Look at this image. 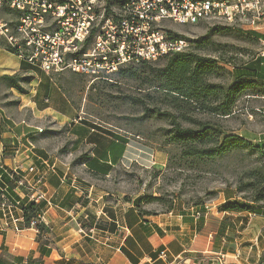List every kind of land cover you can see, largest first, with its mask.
I'll return each instance as SVG.
<instances>
[{
  "label": "crops",
  "instance_id": "crops-1",
  "mask_svg": "<svg viewBox=\"0 0 264 264\" xmlns=\"http://www.w3.org/2000/svg\"><path fill=\"white\" fill-rule=\"evenodd\" d=\"M17 17L6 7L0 9V22L10 30ZM248 31L258 36L259 51L231 68L225 89L247 76L264 84V18ZM7 47L0 35V171L10 175L22 167L19 176L35 193H44L45 205L40 232L25 227L18 209L4 215L0 206V255L4 253L11 264H264L262 205L250 203L255 210L251 213L174 202L161 212L140 208L150 213L140 215L134 198H117L113 190L102 188L101 180L110 183L117 166L126 164L130 140L78 118L54 79L57 74L42 72ZM14 75L26 79L19 89L3 79ZM243 99H257L264 106V91ZM48 119L59 126L71 125L73 147L64 152L68 156H47L35 146L50 137L40 130ZM241 133L264 144V127ZM84 148L87 154L72 158ZM30 166L38 169L36 174L27 173ZM6 187L0 176V191ZM13 193L24 197L20 189Z\"/></svg>",
  "mask_w": 264,
  "mask_h": 264
},
{
  "label": "rangeland",
  "instance_id": "rangeland-1",
  "mask_svg": "<svg viewBox=\"0 0 264 264\" xmlns=\"http://www.w3.org/2000/svg\"><path fill=\"white\" fill-rule=\"evenodd\" d=\"M163 27L190 41L205 39L210 42L204 49L196 52L201 56L220 58L221 65L230 71L232 67L250 60L259 51L258 43L236 31V28L226 29V26L205 22L192 26L164 22ZM190 50L191 48L188 51ZM163 64L162 59L150 61L146 66L139 61L118 69L138 71L137 80L115 77L114 74L118 71L106 78L94 80L70 72L54 76L61 91L66 93L74 106L78 118L112 130L130 140L126 164L118 165L110 183L101 180L100 186L113 190L117 198L123 196L130 200L134 198V201L142 198L140 208L148 209L152 213L166 209L162 203L148 201L152 198H160L167 206L179 202L185 206L207 205L216 210L233 201L249 205L248 193H238L235 187L239 178H245L247 171L257 167L264 168V157L260 159L238 152L214 163H191L190 160H182L180 149L167 144L166 131L170 128L168 123L155 116H144L143 109L129 99L130 96H143L142 93L147 87L142 79L150 70ZM227 73L220 71L216 81L227 85L230 77ZM152 101L146 100L149 107L157 105L165 108L160 95H155L154 102ZM263 109L261 101L243 99L237 104L235 115L215 121L225 133L241 135V130H245L251 134L264 127ZM40 128L42 134L45 135L48 131L50 137L38 140L36 147L45 151L47 156L69 155L64 152L73 147L71 125L59 126L48 119ZM87 153L88 149L84 148L71 156L76 158Z\"/></svg>",
  "mask_w": 264,
  "mask_h": 264
},
{
  "label": "built area",
  "instance_id": "built-area-1",
  "mask_svg": "<svg viewBox=\"0 0 264 264\" xmlns=\"http://www.w3.org/2000/svg\"><path fill=\"white\" fill-rule=\"evenodd\" d=\"M3 7L18 14L13 30L0 22V35L21 60L46 74L70 72L92 80L133 62L187 52L189 42L165 30L164 22L248 31L264 18V0H0ZM37 171L27 168L29 174ZM17 185L26 188L29 200L45 201L24 177ZM3 213L9 215V208ZM43 220L41 212L30 228L36 230Z\"/></svg>",
  "mask_w": 264,
  "mask_h": 264
},
{
  "label": "trees",
  "instance_id": "trees-1",
  "mask_svg": "<svg viewBox=\"0 0 264 264\" xmlns=\"http://www.w3.org/2000/svg\"><path fill=\"white\" fill-rule=\"evenodd\" d=\"M226 29L234 28L227 27ZM236 31H240L247 38L257 42L258 36L251 31L239 29ZM187 41L191 50L161 58L164 60V64L150 70L142 79V83L147 87L146 91L142 93L143 96H130L129 99L143 109L144 116H155L168 123L170 128L166 131L167 144L175 145L180 149L182 160H190L191 163H214L238 152L263 158L264 144H255L249 137L242 135L225 133L215 120L233 116L237 104L246 95L263 93L264 84L252 76H247L225 89L223 84L216 81L220 71H227V74L231 76V71L237 67L230 71L221 65L220 58L198 54L196 52L198 49H204L210 43L205 39L204 42L202 40V42ZM7 49L15 54L11 48L7 47ZM141 63L143 66L149 65L147 61H141ZM114 76L126 80H137L139 73L136 70L122 69ZM3 79L8 82L10 87L16 89H19L21 81H26L18 75ZM90 88L92 89L93 86ZM155 95L161 96V103L165 105L164 109L157 105L149 107V104L146 103V100L149 99L154 102ZM204 117L207 120H202ZM90 125L92 128H99L96 125ZM0 176L7 184L6 190L0 191V206H4V212H7V208L12 213L18 209L25 227H30V221L41 213L45 202L29 200L26 188L17 185L21 180L19 174L12 172L10 175H6L0 171ZM14 188L20 189L24 193L23 199L13 193ZM235 189L238 193H248L249 205L236 201L227 202L220 207V211L254 213L255 210L250 206V203L264 206V168L257 167L247 171L245 178H239ZM148 201L162 203L166 209L172 206L171 203L167 206L166 202L160 198H152ZM141 203H143L142 198L134 201L139 214L149 215L150 213L140 210ZM42 225L37 226L38 232L42 230ZM0 264H11L4 253L0 255Z\"/></svg>",
  "mask_w": 264,
  "mask_h": 264
}]
</instances>
